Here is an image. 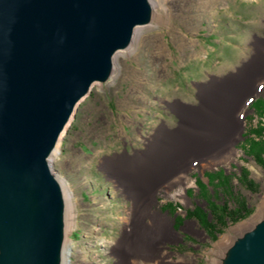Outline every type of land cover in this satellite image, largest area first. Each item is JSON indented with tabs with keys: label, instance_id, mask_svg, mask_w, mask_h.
Instances as JSON below:
<instances>
[{
	"label": "rangeland",
	"instance_id": "rangeland-1",
	"mask_svg": "<svg viewBox=\"0 0 264 264\" xmlns=\"http://www.w3.org/2000/svg\"><path fill=\"white\" fill-rule=\"evenodd\" d=\"M150 2L151 22L139 26L132 46L118 52L109 79L95 83L79 104L60 150L50 157L51 168L70 197L63 245L69 264H224L232 247L264 221V168L243 151L244 136L260 121L252 104L264 98V91L259 92L263 68L252 87L248 112L244 118L240 112L235 117L227 144L215 154L188 157L147 185V200L156 197L160 211L171 218L175 235L158 241L146 254L125 253L136 212L126 188L112 177L114 164L143 152L159 128L177 129L181 118L173 110L175 103L196 110L201 88L235 78L264 45V0ZM244 169L254 190L239 182ZM221 170L230 182L219 174ZM206 173L219 176L205 177ZM180 188L187 190L188 202L166 197ZM231 189L234 199L227 193ZM240 198L251 213L214 236L189 215L197 206L207 208V199L228 201L235 208ZM259 212L260 221L244 227ZM210 219L221 220L216 213Z\"/></svg>",
	"mask_w": 264,
	"mask_h": 264
},
{
	"label": "water",
	"instance_id": "water-1",
	"mask_svg": "<svg viewBox=\"0 0 264 264\" xmlns=\"http://www.w3.org/2000/svg\"><path fill=\"white\" fill-rule=\"evenodd\" d=\"M151 12L150 0H0V264H60L64 203L50 157ZM224 264H264V221Z\"/></svg>",
	"mask_w": 264,
	"mask_h": 264
},
{
	"label": "bare ground",
	"instance_id": "bare-ground-1",
	"mask_svg": "<svg viewBox=\"0 0 264 264\" xmlns=\"http://www.w3.org/2000/svg\"><path fill=\"white\" fill-rule=\"evenodd\" d=\"M151 17L153 18V16ZM140 31L141 27L135 29L129 47L132 46L134 38ZM118 56L117 53L114 61ZM263 68L264 45L259 46L253 60L245 65L235 78L226 79L220 83L201 88L199 93L201 105L196 110H190L182 103H175L173 110L181 118L177 129L170 130L166 125L159 128L153 136L147 139L146 148L143 152L136 153L131 161H121L114 164L113 169H111L112 177L126 188L136 212V223L124 244L125 253L135 256L146 254L153 246L155 247L158 241L175 235L173 222L167 214L160 211V204L157 202L156 197L151 198L153 202L147 200V185L153 179L168 173L174 167L183 163L188 157L215 154L219 148L227 144L235 117L242 113L241 117L244 118L248 112V104L252 99V87ZM262 91H264V84L261 85L259 92ZM69 125L66 126L60 135L53 153H57L60 150L61 140ZM235 154L236 151L232 145V155ZM204 168L202 167V169ZM59 183L64 203L63 245H65L64 218L69 208L70 197L67 194L65 183ZM191 185H193L192 182L186 186ZM180 189L182 191L179 190V193L171 194L167 192L166 197L175 200L182 197L188 202L187 190ZM259 218L260 212L248 222H245L243 224L244 227L250 228L253 224H256L257 220L260 221ZM189 226L194 227L195 222H190ZM68 255L69 253L66 250L62 252L60 259V262L61 260L63 261V263L61 262L62 264H69Z\"/></svg>",
	"mask_w": 264,
	"mask_h": 264
},
{
	"label": "trees",
	"instance_id": "trees-1",
	"mask_svg": "<svg viewBox=\"0 0 264 264\" xmlns=\"http://www.w3.org/2000/svg\"><path fill=\"white\" fill-rule=\"evenodd\" d=\"M252 108L255 109L260 121L257 127L251 129L249 132H247V135L244 136L245 142L243 151L246 155L253 157L256 163L264 168V98L256 100L252 104ZM220 173H222L225 179L230 182L231 177L225 175L224 171L222 170L219 172V174ZM219 174L206 173L205 177L209 175L212 178H216V176H219ZM239 182L250 190H254L256 187L254 182L249 179L248 171L245 169L241 173ZM227 193L230 195V197H232V199H234V193L232 189ZM205 202L208 204L207 208H201L200 206H197L195 210H191L189 212V215L196 217L201 227L205 229L208 234L213 236L221 233L222 228H226L229 223L236 224L239 221L245 219L251 213L249 204L243 198L237 200L235 208H231L228 201L218 203L216 199H207ZM214 213L218 214V217L221 219L216 220V223L210 219V215Z\"/></svg>",
	"mask_w": 264,
	"mask_h": 264
}]
</instances>
